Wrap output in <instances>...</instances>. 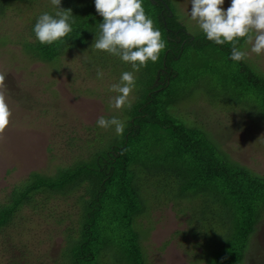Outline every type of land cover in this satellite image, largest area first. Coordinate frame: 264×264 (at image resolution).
I'll return each instance as SVG.
<instances>
[{"label":"rangeland","instance_id":"obj_1","mask_svg":"<svg viewBox=\"0 0 264 264\" xmlns=\"http://www.w3.org/2000/svg\"><path fill=\"white\" fill-rule=\"evenodd\" d=\"M165 1L175 17L166 19L167 23L163 25L153 20L164 40L167 42L171 36L165 26L168 25L170 31L179 29L174 35L177 39L188 34L196 39V43L186 53L188 61L179 62L181 67L176 68L173 81L157 94L156 105L160 107L158 101L176 98L179 108L175 114L181 122L190 128L199 127L201 132H209L229 159L253 175L264 177V119L252 114L250 110L254 109L250 103L242 105L241 102L228 103L210 98L212 91L214 96L221 92L212 73L216 66L225 64V58L217 49L207 47L208 51H201L202 47L197 43L207 38L190 20V0ZM90 3L84 1L85 6ZM230 4L231 0H225L224 9L227 10ZM51 10L55 7L50 0L15 1L0 14V72L6 74L8 104L13 113L7 138L0 142V209H7L11 200L13 205L14 199H19L11 192L30 183L32 173L53 179L60 172L55 169L57 165L65 168L77 159L89 167L96 163L94 159L99 161L96 154L121 141L124 132L118 136L114 129L105 131L97 126V119L117 117L126 127L135 113V105L142 100L140 96L146 92L143 85H148V89L151 85L141 83L143 76L135 73L136 78L140 76V82L136 81L130 97L131 109L117 110L111 106L112 98L117 95L109 90L111 84L119 83L121 74L131 68L118 57L92 48L95 35L99 34V24L103 22L99 15L96 23L91 25L85 19L81 22L84 33L79 41L71 42L76 45L75 50L61 54L47 65L36 61L24 51L23 44L34 41L30 28L41 14ZM148 16L152 18V13ZM172 20L180 24L171 25ZM94 29L96 32L92 31ZM86 36L88 42H84ZM247 59L264 74V55L251 53L249 46ZM159 64L160 60L149 63L148 67L155 71L160 68ZM197 69L201 71L199 76L192 74ZM97 70L103 71L102 79H97ZM143 70L140 72H145ZM191 91L194 94L190 95ZM141 166L140 161L135 175L139 182L136 197L138 206L143 203L145 211L138 213L130 226L129 222L122 226L119 223L128 220L127 216L108 223L113 220V209H108L105 216L104 207H111L115 199L109 198V192L102 190V185L94 190L89 187L85 199H80L82 193L76 187L65 193L57 190L32 193L16 208L8 225L0 230V264H62L60 254L67 246L65 237L76 242L82 237L78 231L83 220L78 213L81 210L83 213L88 203L94 205L93 200L94 208L102 207L103 210L95 219L89 218L85 222H102L106 226L97 225L98 235L90 237L101 239V246L97 245L95 249L98 248L102 255L91 264H133L125 259V250H135L137 241L143 250L145 264H210L216 240L199 215L191 217V211L185 210L194 201L170 200L169 197L177 192L171 190L172 183L165 188L157 175L166 171L156 168L152 157ZM141 179L146 186L144 189ZM171 180L172 177L168 182ZM95 244L96 241L91 243L92 250ZM240 264H264V217L249 239Z\"/></svg>","mask_w":264,"mask_h":264},{"label":"trees","instance_id":"obj_2","mask_svg":"<svg viewBox=\"0 0 264 264\" xmlns=\"http://www.w3.org/2000/svg\"><path fill=\"white\" fill-rule=\"evenodd\" d=\"M15 1L28 3L31 0H0V14ZM62 1L63 5L60 7L65 10L71 9L75 21L72 24L73 31L67 38L68 44L59 46L41 44L35 38L34 26L30 28L34 41L23 44L24 51L43 65L50 64L61 54L76 49V45L71 42L81 39L80 35L84 33L81 22L84 19L89 23L88 25L96 23L98 14H95L94 0H88L92 3L86 6L85 0ZM143 7L146 14L152 13L153 20H157L160 25L166 24V19L175 17L174 13L169 11L170 7L165 0H143ZM55 11L56 9L51 10L49 14L54 15ZM174 21L176 20H172L171 25H177L178 22ZM165 26L168 29L167 33L171 36L161 55L160 68L153 71L147 67L143 70L145 72L138 73L143 76L144 82L141 83L151 85L149 89L148 85H143V90L146 92L142 97L140 96L142 100L135 105L136 110L125 127L124 138L116 141L105 152L96 154L99 161L94 159L96 163H92L89 167L76 159L65 168L57 165L55 169L58 168L57 171L60 172L53 179H44L39 174L32 173L29 178L30 183L12 190L11 194L18 195L19 199L11 196L14 204L12 205L11 200L10 207L0 209V230L8 225L16 208L32 193L39 191L50 193L53 190L65 193L76 187L82 193L80 199H85V192L89 187L94 190L101 185L102 190L109 192V198L115 199L111 207H104L105 212L113 209L111 210L113 220L108 223L114 222V218L120 220L127 216L128 220L119 223L122 226L129 222L130 226L133 218L145 211L144 204L138 206L137 203L136 191L139 182L136 181L135 175L138 173L140 161L143 166V162L152 157L155 167H159L162 172L166 171L163 175H157L165 183V188L172 183L171 190L177 192L169 197L170 200L194 201L193 205H187L185 210L191 211V217L195 214L199 215L201 222L213 231L210 233L212 238L215 237L216 245L210 254V264L242 263L249 239L255 234L257 226L264 217V177L253 175L236 161L229 159L227 154L218 148L209 132H201L199 127L190 128L185 122H181L179 116L175 114L179 108L176 98L175 100L167 99L165 102L163 100L161 103L158 101L160 107L156 105L157 94L173 81L176 68H180L179 65L184 60L188 61L186 53L190 48L195 47L196 43L195 38L185 33L186 36L177 39L174 35L179 29L170 31L169 26ZM95 30L97 29L92 31L96 32ZM179 33L181 34L182 31ZM88 40L86 36L84 42ZM197 44L201 45L203 53L208 51L207 47L217 49L225 58V64H222L223 66L218 64L219 66H216L212 73L221 92L214 96L215 92L212 91L210 98L223 99L228 103L241 102L242 105L250 103L254 109L250 110L252 114L264 119V74L259 72L247 58L238 63L232 61L229 44L217 45L207 39ZM196 48L200 49V47ZM185 71L189 73V70L185 69ZM200 73L201 71L197 69L192 74L199 76ZM140 76L136 79L138 83ZM192 91L190 95L194 94ZM170 177L172 182H168ZM144 187L146 186L141 179V188L144 189ZM93 202L95 205L94 200ZM94 205L92 202L88 203L84 214L82 210L79 211L78 216L82 217L83 221L78 232L82 237L78 238L77 242L65 237L67 246L63 250L64 253L62 251L60 254L63 258L62 264H91L96 258L102 257L101 251L98 248L95 249L97 245L101 246V239L96 240L90 237L92 234L98 235L97 225L102 224L104 227L106 225L102 222H95V224L85 222L89 218L95 219L103 210L102 207L94 208ZM77 208L80 209V206L77 205ZM191 223L189 220V226ZM65 232L69 231L65 230ZM194 234H198L195 229ZM95 241L96 244L92 250L91 243ZM126 241L125 239L124 242ZM136 244L135 250H125V259L133 264H145L140 242L137 241Z\"/></svg>","mask_w":264,"mask_h":264},{"label":"clouds","instance_id":"obj_3","mask_svg":"<svg viewBox=\"0 0 264 264\" xmlns=\"http://www.w3.org/2000/svg\"><path fill=\"white\" fill-rule=\"evenodd\" d=\"M56 11L41 14L34 25L35 38L43 45H67L73 31L74 16L71 9L61 8V0H50ZM97 14L103 18L99 34L95 35L92 48L118 57L129 65L119 83L109 90L116 93L111 106L117 110L131 109L130 97L136 87V75L149 63H157L167 44L143 7V0H94ZM190 20L194 21L207 40L217 45H231L230 59L244 61L250 52L264 55V0H231L227 10L225 0H190ZM67 51V50H66ZM104 73L97 70V79ZM9 90L6 74L0 72V142L6 140V132L12 126V109L8 104ZM96 124L105 131L114 129L120 136L125 123L117 117L101 116Z\"/></svg>","mask_w":264,"mask_h":264}]
</instances>
